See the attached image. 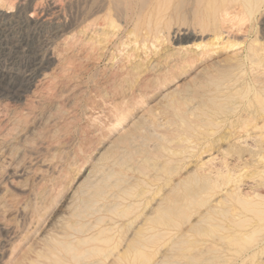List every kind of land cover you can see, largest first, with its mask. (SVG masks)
<instances>
[{"label":"rangeland","instance_id":"374dc122","mask_svg":"<svg viewBox=\"0 0 264 264\" xmlns=\"http://www.w3.org/2000/svg\"><path fill=\"white\" fill-rule=\"evenodd\" d=\"M247 1L221 38L186 17L117 43L85 0H0V264H264V0Z\"/></svg>","mask_w":264,"mask_h":264},{"label":"bare ground","instance_id":"6f19581e","mask_svg":"<svg viewBox=\"0 0 264 264\" xmlns=\"http://www.w3.org/2000/svg\"><path fill=\"white\" fill-rule=\"evenodd\" d=\"M243 1L245 3H248L247 0H243ZM226 2H227V0H85V7H84L83 14H84L86 22H91V23L93 22L94 25H99L100 22L103 21V22H106V24L108 25V28H111L113 30H117V32H116V33H118L116 35V42L117 43L120 42L124 38L123 33L131 25H135V27H137L140 24H143L145 26V29L147 28L148 31H150V34L152 36H155V39H157V35H159L160 32H162V30H163L161 28L166 27V28H168V30L169 29L171 30L172 29L171 25H172V23H174V21L178 20L181 22L182 20L184 21V19H186V17H188V18L194 17L195 19H198L197 26L199 25V27L201 29L200 32L206 33L210 30L211 32H213L215 34L216 37H220L221 36L220 21L224 17V15H222V12H224V9H225L224 6H225ZM45 19H47V18H45ZM45 21H47V20H45ZM192 21H193V19H192ZM189 23H191V22H189ZM121 25H123V26H121ZM65 26H66V24H65ZM209 26H211V27H209ZM129 33H131V32L129 31ZM197 33H198L197 30L195 32V31H192L191 29L190 30L187 29V30H185L183 37L181 36L182 38L180 40L182 42H189L191 40H194L197 37ZM103 34L101 33L102 37H103ZM108 37H110V36H108ZM105 41H108V38L106 40H104L103 42H105ZM96 42H97V40H96ZM99 45H101V41H100ZM123 45L125 46V44H123ZM104 50H106V46L104 49H102V51H104ZM185 62H186V60H185ZM186 64H188V63H186ZM152 70H153V68H152ZM136 72H138V71L136 70ZM70 249H71V247H70ZM64 253H65V251H64ZM76 257L77 256H75V258Z\"/></svg>","mask_w":264,"mask_h":264}]
</instances>
